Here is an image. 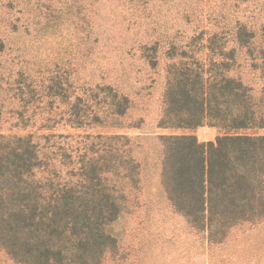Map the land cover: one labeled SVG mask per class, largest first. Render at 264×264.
Returning <instances> with one entry per match:
<instances>
[{
	"label": "trees",
	"instance_id": "obj_1",
	"mask_svg": "<svg viewBox=\"0 0 264 264\" xmlns=\"http://www.w3.org/2000/svg\"><path fill=\"white\" fill-rule=\"evenodd\" d=\"M234 29L233 46L223 31L170 44L157 124L172 131L158 135L170 205L218 243L234 226L264 220V85L237 73L239 49L256 66L261 59L264 71V48L256 55V33L244 24ZM151 52L146 57L156 66ZM53 81L60 84L52 80L49 89ZM98 90L103 95L92 101L106 103L110 116L127 113V95L109 85ZM67 116L74 128L107 120L82 97ZM203 126L217 129L215 140L198 139L194 131ZM134 148L126 134L0 132V251L15 264H103L119 248L111 226L139 189Z\"/></svg>",
	"mask_w": 264,
	"mask_h": 264
},
{
	"label": "rangeland",
	"instance_id": "obj_2",
	"mask_svg": "<svg viewBox=\"0 0 264 264\" xmlns=\"http://www.w3.org/2000/svg\"><path fill=\"white\" fill-rule=\"evenodd\" d=\"M239 24L256 33L259 54L264 0H0V132L126 134L135 142L139 189L111 226L119 248L103 264H264V220L238 224L223 242L211 241L172 208L161 183L158 135L172 133L157 127L166 52L173 42L207 39L216 31L225 32L233 46ZM151 51L156 66L146 57ZM238 56L237 73L256 88L264 85L261 59L254 65L246 49ZM52 80L60 84L53 81L49 89ZM107 85L131 100L121 118L110 116L106 103L92 101L94 94L103 95L98 86ZM77 97L107 120L72 127L67 113ZM194 133L200 141L219 134L209 126ZM0 264L15 263L0 251Z\"/></svg>",
	"mask_w": 264,
	"mask_h": 264
}]
</instances>
